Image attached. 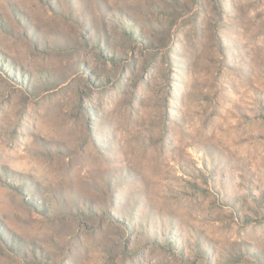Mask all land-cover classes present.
Masks as SVG:
<instances>
[{
    "label": "rangeland",
    "instance_id": "374dc122",
    "mask_svg": "<svg viewBox=\"0 0 264 264\" xmlns=\"http://www.w3.org/2000/svg\"><path fill=\"white\" fill-rule=\"evenodd\" d=\"M0 264H264V0H0Z\"/></svg>",
    "mask_w": 264,
    "mask_h": 264
}]
</instances>
